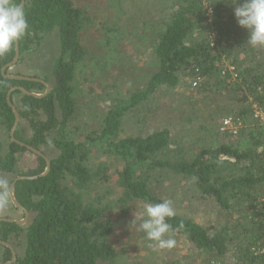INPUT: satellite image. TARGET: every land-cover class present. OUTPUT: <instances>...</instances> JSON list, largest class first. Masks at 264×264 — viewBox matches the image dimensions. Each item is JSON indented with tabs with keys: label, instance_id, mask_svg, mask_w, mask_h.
Listing matches in <instances>:
<instances>
[{
	"label": "trees",
	"instance_id": "obj_1",
	"mask_svg": "<svg viewBox=\"0 0 264 264\" xmlns=\"http://www.w3.org/2000/svg\"><path fill=\"white\" fill-rule=\"evenodd\" d=\"M79 1L26 0L24 5L29 29L17 41L19 55L52 32L57 33L59 53L48 95L11 93L19 118L32 131L28 139L18 130L14 137L37 150L50 144L58 155L50 160L46 176L15 184L16 201L33 219L25 227L0 222L1 242L12 244L24 235L23 255L14 264H114L119 248L116 228L128 223L133 208L138 206L142 213L145 201L160 203L184 187L210 201L215 221L201 224L176 210L183 206L170 199L176 216L167 220L169 234L184 240L192 255L185 263L171 259L166 264H264V125L253 108L264 104V47L247 44L248 33L233 15L237 0H159L165 16L152 26L154 70L144 89L115 97L101 122L80 128L72 126L80 105L76 75L87 58L83 42L95 20ZM122 1L112 3L120 6ZM147 26L142 24V31H149ZM105 36L111 37L106 39L109 45L121 46L119 26ZM14 51L13 47L0 56V123L7 131L14 123L8 91L20 87L45 93L40 83L3 77L2 68L13 60ZM225 58L236 79L224 65ZM177 89L191 92H183L188 101L194 92L204 97L208 104L202 114L209 123L197 126V131L191 127L197 121L195 102L187 107L188 114H174L169 125L153 118L155 111L163 110L157 105L158 95ZM134 111L145 115L144 123L152 118L151 126L138 135L123 136L124 120ZM220 113L242 121L236 137L220 132L225 118L218 121ZM205 133L233 141L213 145L203 139ZM26 152L10 140L0 153V174L15 176L20 155ZM35 157L37 168L18 176L45 172V161ZM10 260L9 249L0 245V264Z\"/></svg>",
	"mask_w": 264,
	"mask_h": 264
},
{
	"label": "rangeland",
	"instance_id": "obj_2",
	"mask_svg": "<svg viewBox=\"0 0 264 264\" xmlns=\"http://www.w3.org/2000/svg\"><path fill=\"white\" fill-rule=\"evenodd\" d=\"M112 1L80 0L78 2L95 21L90 27V33L87 34L88 39L86 38L83 42L87 50V58L79 67L76 75V87L79 91L80 105L72 126L77 125L80 128L84 125H93L96 120L101 122L106 109L115 97H126L131 92L144 89L148 75L154 70V56L151 48L154 37L151 32L154 24L165 16L163 11L166 10L165 7L159 4V0H124L120 6H116L115 4L117 3H112ZM116 11H119V14L116 15ZM116 18H119L117 20L120 21L117 22ZM142 24H147L149 31H146V28L142 31ZM115 26H119L123 33L120 47L117 44L110 43L109 45L106 42V39L110 41L109 38L111 37H107L105 34L108 33L109 29L115 28ZM58 53L59 42L57 33L46 34L42 37L39 45L35 46V44H32L28 52L19 56L17 64L8 70V75L45 79L50 87L53 83L52 66L58 57ZM224 60V65L225 63L228 65L229 60L227 58ZM183 92L186 94L185 91ZM183 92L180 89L161 92V95H158L157 105H161L163 110H159V114L155 111L152 116L158 122L166 120L164 122L165 125H169V119L172 120L171 118L174 114L177 115L178 111L181 112L182 110L187 113L189 104H194L193 102H195L197 121L191 127L196 128L197 131L199 129L197 126L209 123L206 116L202 114L204 107L208 103L204 101V97L196 96L195 92L190 97L191 101H188L189 96L186 95L191 94V92L188 91L186 95ZM18 100L19 97L15 96L14 101L18 103ZM142 116L145 118V115L140 111H134L125 118L123 136L138 135L143 128L146 129L151 126L150 120L152 118L144 123L141 120ZM218 116V121L225 117L222 113L218 114ZM214 118L213 125L216 128V114ZM17 130L22 139H28L32 135V131L25 119L19 118ZM205 134L206 136H203V139L206 142L213 143V145L231 144L233 141L232 138L220 137L217 133ZM51 135L54 136V133ZM196 136L198 137L197 133ZM9 141L10 131H7L0 123L1 154L4 153ZM40 151L49 161L58 155L57 150L50 144L41 147ZM96 158V155H93V159ZM99 158L104 160L103 157ZM37 164L35 155L26 152L20 155L16 165L15 176L0 174V179H6L8 182V204L6 207H0V218H8L15 221L24 219L23 213L13 207L8 189L16 176L35 170ZM112 182H115V178L112 179ZM119 192L120 190L117 191L118 194ZM166 198L175 200L174 203L176 205L183 206L181 209L177 208L176 210L193 216L201 224L206 222L209 225L215 221L213 219L215 208L210 201L201 199V197L185 187L176 189L175 194L168 193ZM173 205L176 207L175 204ZM140 213L139 207L135 206L128 223L116 228L115 238L118 240L119 248L117 261L114 264H166L171 259L181 260L185 263L192 255V250L188 248L187 243L168 233L165 238H174L176 245L171 249H160L158 242L148 241L144 238L143 233L138 230L139 224H131L134 215L139 217ZM32 219L33 215L29 213V217L22 227L27 226ZM208 220H210V223L207 222ZM24 242L25 239L22 234L17 239H13L12 244L9 243L17 257L23 255Z\"/></svg>",
	"mask_w": 264,
	"mask_h": 264
},
{
	"label": "clouds",
	"instance_id": "obj_3",
	"mask_svg": "<svg viewBox=\"0 0 264 264\" xmlns=\"http://www.w3.org/2000/svg\"><path fill=\"white\" fill-rule=\"evenodd\" d=\"M233 15L237 25L248 33L247 44L264 47V0H237ZM29 25L22 3L0 0V56L9 53L15 43L28 32ZM7 180L0 179V207L8 204ZM176 216L171 200L160 203L145 201L139 217L134 215L131 224L139 220L138 230L148 241L158 242L160 249H171L176 245L174 238L166 235L172 230L168 219Z\"/></svg>",
	"mask_w": 264,
	"mask_h": 264
},
{
	"label": "water",
	"instance_id": "obj_4",
	"mask_svg": "<svg viewBox=\"0 0 264 264\" xmlns=\"http://www.w3.org/2000/svg\"><path fill=\"white\" fill-rule=\"evenodd\" d=\"M25 1L26 0H20V3H22L23 7L25 5ZM14 57H13V60L8 63L7 65H5L3 68H2V75L4 78H7V79H11V80H21V81H30V82H37V83H40L42 85H44L45 87V93L41 94V95H37L35 93H32V92H28L26 90H24L23 88H20V87H14V88H11L8 93H7V97H6V101H7V104L8 106L12 109L13 111V114H14V123H13V126L10 130V140L13 142V143H16L17 145L21 146V147H24L28 152L42 158L44 161H45V164H46V169H45V172L43 174H40V175H37V176H32V177H29V176H17L16 178H14V180L12 181V183L10 184L9 186V189H8V194H9V198H10V201L12 203V205L19 211H21L24 215V219L22 221H15V220H12V219H8V218H0V222H6V223H15L17 224L18 226H23L24 223H26L28 217H29V212L23 208L15 199L14 197V187H15V184L16 182L18 181H24V180H28V181H32V180H37L38 178H41V177H44L46 176L49 171H50V161L48 160V158L40 151V150H37V149H34L33 147L29 146V145H26L18 140L15 139L14 137V134H15V131L17 130V127H18V122H19V114L16 110V108L14 107V105L11 103L10 101V95L13 91L15 90H19L23 95H26V96H32V97H35V98H41L45 95H48L49 92H50V87L49 85L42 79H37V78H31V77H24V76H16V75H9V76H6L5 75V72L8 71L9 69H11L13 66H15L19 60V49H18V45H17V42L15 43L14 45ZM0 245L1 246H4L6 248L9 249L10 253H11V260L4 263V264H14L17 260V256L14 252V249L12 248V246L9 244V243H6V242H1L0 241Z\"/></svg>",
	"mask_w": 264,
	"mask_h": 264
},
{
	"label": "built area",
	"instance_id": "obj_5",
	"mask_svg": "<svg viewBox=\"0 0 264 264\" xmlns=\"http://www.w3.org/2000/svg\"><path fill=\"white\" fill-rule=\"evenodd\" d=\"M228 70L231 72L233 79H236L237 75L235 73L234 67L228 65ZM200 79H197L192 84L196 87ZM261 93L264 96V87L261 89ZM254 117L258 119L264 125V104L261 106L255 105L254 107ZM243 123L240 119L235 117H225L220 125V132L223 134H228L231 137H236L239 131L242 129Z\"/></svg>",
	"mask_w": 264,
	"mask_h": 264
}]
</instances>
